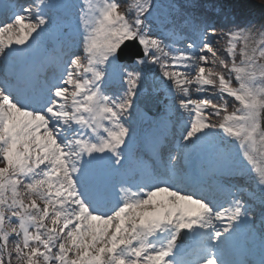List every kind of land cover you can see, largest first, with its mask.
Segmentation results:
<instances>
[{
  "label": "snow or ice",
  "instance_id": "6c2138e0",
  "mask_svg": "<svg viewBox=\"0 0 264 264\" xmlns=\"http://www.w3.org/2000/svg\"><path fill=\"white\" fill-rule=\"evenodd\" d=\"M253 7L0 0V264H264Z\"/></svg>",
  "mask_w": 264,
  "mask_h": 264
},
{
  "label": "rangeland",
  "instance_id": "374dc122",
  "mask_svg": "<svg viewBox=\"0 0 264 264\" xmlns=\"http://www.w3.org/2000/svg\"><path fill=\"white\" fill-rule=\"evenodd\" d=\"M239 2H245L246 3V7H248L250 10H252L251 12L253 13V14H255V15H259V8H256V7H253V3H259L260 2V0H238ZM30 2V0H20V3H23V4H26V3H29ZM121 3H123V0H121ZM238 3V2H237ZM214 8H215V6H214ZM235 8V6L233 5L232 7H231V9L233 10ZM224 10V9H223ZM163 93L161 92L160 94H159V100L161 101V105L165 102L164 100H163ZM134 121H135V126L137 127V130L141 133V134H143L142 132H144L145 130H147L149 127H150V125H149V123L147 122V121H145L143 118H142V116L141 115H137V114H135L134 113ZM0 166H2V165H0Z\"/></svg>",
  "mask_w": 264,
  "mask_h": 264
},
{
  "label": "water",
  "instance_id": "95a60500",
  "mask_svg": "<svg viewBox=\"0 0 264 264\" xmlns=\"http://www.w3.org/2000/svg\"><path fill=\"white\" fill-rule=\"evenodd\" d=\"M141 106H143L147 111L152 114H156L159 111V104L155 102V99L152 97L146 98L145 100H141Z\"/></svg>",
  "mask_w": 264,
  "mask_h": 264
},
{
  "label": "bare ground",
  "instance_id": "6f19581e",
  "mask_svg": "<svg viewBox=\"0 0 264 264\" xmlns=\"http://www.w3.org/2000/svg\"><path fill=\"white\" fill-rule=\"evenodd\" d=\"M138 115V114H137ZM143 133V132H142Z\"/></svg>",
  "mask_w": 264,
  "mask_h": 264
}]
</instances>
